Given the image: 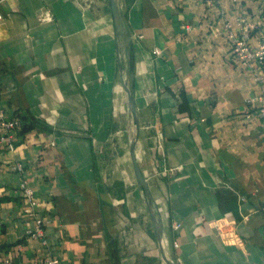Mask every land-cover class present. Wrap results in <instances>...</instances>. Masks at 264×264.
I'll use <instances>...</instances> for the list:
<instances>
[{
  "label": "crops",
  "instance_id": "obj_1",
  "mask_svg": "<svg viewBox=\"0 0 264 264\" xmlns=\"http://www.w3.org/2000/svg\"><path fill=\"white\" fill-rule=\"evenodd\" d=\"M262 1L248 0L251 19ZM118 2L130 42L109 0H0V111L20 120L14 149L0 144V264L165 260L125 151L134 126L121 52L166 254L177 264H264V118L247 103L259 85L226 42L237 7ZM24 178L47 243L28 237Z\"/></svg>",
  "mask_w": 264,
  "mask_h": 264
},
{
  "label": "built area",
  "instance_id": "obj_2",
  "mask_svg": "<svg viewBox=\"0 0 264 264\" xmlns=\"http://www.w3.org/2000/svg\"><path fill=\"white\" fill-rule=\"evenodd\" d=\"M204 2L209 8L219 4V0H204ZM233 3L237 7V15L233 20H228L225 23L226 42L234 61L248 69L251 72L252 80L259 85V93L249 98L247 103L250 108L256 109L261 118H264V0L257 20L249 17L248 0H233ZM1 18L2 14L0 13ZM40 19L42 21L51 20L52 15L47 11ZM19 123V118L6 119L4 112L0 111V144L14 149V135ZM14 168L18 172L24 171L22 163H16ZM20 186L23 198L27 202V214L34 221L33 228L28 230V237L41 238L43 243H47L44 220L39 214L40 202L34 189L27 178L22 180ZM3 264H13V262L7 258ZM33 264H60V259L52 256L42 261H35Z\"/></svg>",
  "mask_w": 264,
  "mask_h": 264
},
{
  "label": "water",
  "instance_id": "obj_3",
  "mask_svg": "<svg viewBox=\"0 0 264 264\" xmlns=\"http://www.w3.org/2000/svg\"><path fill=\"white\" fill-rule=\"evenodd\" d=\"M109 4H110L112 20H113L116 33L123 37H127L128 42H130L131 36L128 33V30H127V27L124 21V17L122 14V10H121L118 0H109ZM130 65L131 64L129 63L126 64L124 55H122V52H121L120 58H119V66L121 70L123 86L127 90L128 104H129L130 113L132 115V123L134 126L133 134L130 139V148H131V157H132V162L134 166L135 176L137 180V186L139 190L144 194L147 200V207L149 210V214L151 216V219L154 225V230H155L160 248L162 249V253H163V257L165 261L168 264H177L165 252V238H164V229L162 225V220H161L159 212L157 211V207L154 203L148 180L146 176L144 175V172L138 161L136 151H135L136 143L140 135V125H139L138 118H137V111H136L134 97L128 87L127 67H129Z\"/></svg>",
  "mask_w": 264,
  "mask_h": 264
},
{
  "label": "rangeland",
  "instance_id": "obj_4",
  "mask_svg": "<svg viewBox=\"0 0 264 264\" xmlns=\"http://www.w3.org/2000/svg\"><path fill=\"white\" fill-rule=\"evenodd\" d=\"M124 143H125V151H128V149L130 148V144H129V142H128V138H127V136H125V141H124ZM162 264H168V263L164 260V261H162Z\"/></svg>",
  "mask_w": 264,
  "mask_h": 264
},
{
  "label": "bare ground",
  "instance_id": "obj_5",
  "mask_svg": "<svg viewBox=\"0 0 264 264\" xmlns=\"http://www.w3.org/2000/svg\"><path fill=\"white\" fill-rule=\"evenodd\" d=\"M132 134H133V128L130 126V127L128 128V135H129V138L132 137Z\"/></svg>",
  "mask_w": 264,
  "mask_h": 264
}]
</instances>
